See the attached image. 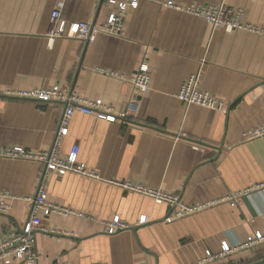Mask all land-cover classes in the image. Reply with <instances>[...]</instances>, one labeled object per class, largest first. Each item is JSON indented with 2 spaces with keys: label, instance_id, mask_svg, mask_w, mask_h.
I'll return each mask as SVG.
<instances>
[{
  "label": "crops",
  "instance_id": "crops-1",
  "mask_svg": "<svg viewBox=\"0 0 264 264\" xmlns=\"http://www.w3.org/2000/svg\"><path fill=\"white\" fill-rule=\"evenodd\" d=\"M121 1V0H118ZM222 5L244 9V20L264 30V0H142L127 13L123 35L100 33L89 44L50 43V18L59 3L71 23L105 24L114 8L101 0H0V149H51L64 106L8 97L11 91L69 86L88 100H102L126 115L112 123L76 113L60 156L79 148L78 161L98 178L52 174L51 202L69 216L40 214L39 264H253L264 244L204 263L256 232L264 234V34L213 29L204 19L164 6ZM147 63L150 91L138 95L130 78ZM117 73L124 78L106 75ZM201 73V88L223 103L218 110L187 106L181 86ZM195 147L201 148V150ZM42 166L0 158V193L10 198L0 214V237L21 227L32 212ZM142 185L193 205L242 194L177 220L175 208L126 189ZM248 192L247 194H244ZM1 200V197H0ZM118 215L129 228L106 233ZM146 225H138L142 217Z\"/></svg>",
  "mask_w": 264,
  "mask_h": 264
},
{
  "label": "built area",
  "instance_id": "built-area-1",
  "mask_svg": "<svg viewBox=\"0 0 264 264\" xmlns=\"http://www.w3.org/2000/svg\"><path fill=\"white\" fill-rule=\"evenodd\" d=\"M142 0H101V6L104 8L113 7L108 21L101 26H93L90 23H67L62 17L63 3L53 11L50 18V28L48 39L54 43L57 39H76L82 44L93 42L100 33H106L112 36H122L125 18L130 10L137 9ZM165 7L180 11L192 16L204 19L213 29H224L226 32L236 30L250 31L258 34H264V30L250 24L244 20V9H233L232 7L222 5H178L171 1L164 4ZM106 75L121 78L124 77L117 73L101 71ZM201 73L192 75L176 93V98L187 106H199L210 110H218L223 103L216 96L205 92L201 88ZM130 82L138 95H145L150 91L151 71L147 63H143L137 69L136 74L130 78ZM8 97L37 101L39 103H57L64 106V111L56 131L54 143L50 150L43 152H34L26 147L16 146L0 149V158L27 160L37 162L42 166V173L39 180L37 192L34 197L28 200L32 205V212L27 221L17 229H11L0 237V264H39V255L37 251V233L44 231L42 220L39 215L45 216L60 215L69 216L75 214L71 209L53 203L48 198V186L52 174L66 175L75 173L82 177L98 178L93 171H89L85 165L79 163V148L73 147L72 152L66 158L60 156L62 143L70 132V123L76 113L87 116H94L98 119L112 122L123 123L126 115L116 113L115 109L106 105L102 100H88L83 98L77 91L69 86L54 87L50 89H33L25 91H11L7 93ZM264 137V127L255 129L248 133L251 140ZM200 149L199 147H195ZM126 189L150 197L157 202L170 204L175 211L169 215L165 222L171 224L177 220L192 216L194 214L208 210L216 205L226 201L238 203L243 193L233 195L208 203H196L188 205L181 201L178 196L168 194L161 190H154L142 185L124 184ZM262 186L252 187L256 190ZM248 192L244 193L247 194ZM0 214H8L12 206L6 203L5 199L10 198L7 193H0ZM147 218L142 217L138 225H146ZM106 233L109 235L117 234L129 227L125 225L118 215L106 224ZM264 244V234L256 232L248 238L247 242L235 248L226 243L222 246L219 254H213L210 251L206 253L204 263L214 262L221 257L232 254L235 250H244L251 247ZM55 264H64L56 262Z\"/></svg>",
  "mask_w": 264,
  "mask_h": 264
},
{
  "label": "water",
  "instance_id": "water-1",
  "mask_svg": "<svg viewBox=\"0 0 264 264\" xmlns=\"http://www.w3.org/2000/svg\"><path fill=\"white\" fill-rule=\"evenodd\" d=\"M253 264H264V260L258 261V262L253 263Z\"/></svg>",
  "mask_w": 264,
  "mask_h": 264
}]
</instances>
